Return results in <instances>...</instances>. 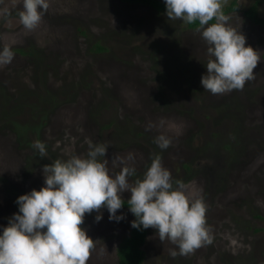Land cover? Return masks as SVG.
<instances>
[{
    "label": "rangeland",
    "instance_id": "374dc122",
    "mask_svg": "<svg viewBox=\"0 0 264 264\" xmlns=\"http://www.w3.org/2000/svg\"><path fill=\"white\" fill-rule=\"evenodd\" d=\"M253 1L236 0L239 11ZM47 2L40 25L28 31L19 18L23 0H0L9 12L0 15V50L14 53L0 66V233L19 211L17 198L45 186L44 165L87 158L90 144H103L111 175L124 160L135 168L134 184L159 157L173 186L183 182L207 206L210 243L173 258L176 246L148 228L143 264H264V28L227 14L260 62L243 90L214 95L200 83L214 59L202 29L117 0ZM258 15L264 18V0ZM94 42L107 51L92 53ZM159 135L170 139L167 149L154 142ZM100 214L98 222L97 213L86 214L81 225L95 243L87 264H117L131 215L120 209L117 222L106 208Z\"/></svg>",
    "mask_w": 264,
    "mask_h": 264
},
{
    "label": "clouds",
    "instance_id": "9594fccd",
    "mask_svg": "<svg viewBox=\"0 0 264 264\" xmlns=\"http://www.w3.org/2000/svg\"><path fill=\"white\" fill-rule=\"evenodd\" d=\"M227 0H164L166 16L187 24L199 23L202 39L208 45L210 59L201 85L211 94L243 90L255 79L254 69L260 62L257 50L246 45L240 31L228 25L229 16L223 12ZM47 0H23L20 23L35 30L48 9ZM8 9L0 15H8ZM215 20V23H209ZM14 53L9 46L0 50V66L11 63ZM162 150L171 141L159 135L154 141ZM41 156L46 155L45 144H33ZM107 146L91 145L87 158L73 156L43 166L44 187L39 191L20 195L16 203L18 213L9 219L0 233V264H87L95 249L94 240L81 227L86 214L107 209L109 220L119 222L117 215L125 201L121 194L130 193L127 205L136 218L131 227L138 230L152 228L161 242L176 246L169 254L189 255L211 242L207 225V206L203 197L189 192L183 182L175 181L161 159L156 157L144 173L143 179L129 183L135 168L124 166L115 176L108 168ZM128 160L132 159L129 154Z\"/></svg>",
    "mask_w": 264,
    "mask_h": 264
},
{
    "label": "trees",
    "instance_id": "16d2710c",
    "mask_svg": "<svg viewBox=\"0 0 264 264\" xmlns=\"http://www.w3.org/2000/svg\"><path fill=\"white\" fill-rule=\"evenodd\" d=\"M117 1L126 5L147 6L157 13L166 12L165 4L161 0H117ZM260 4H261V0H254L247 8L239 11L236 0H229V3L225 7H223V12L225 15L229 13L239 12L241 14L242 19L245 22L253 26H259L264 28V18L258 15V6ZM209 23L210 24L215 23V20L210 21ZM185 24L187 29H191V30L198 29L200 27L198 21L194 22L193 24H187V23ZM79 33L82 35L85 34L83 30L79 31ZM16 51H19L21 55L25 54V52L22 50H16ZM90 51L94 54H102L105 51H107V49L100 42H94L90 46ZM261 58L264 61V52L261 54ZM127 200H124L125 204L121 209L129 211L132 222L136 218L130 212L129 207L127 205ZM146 235H147L146 229L141 228L140 230H138L136 228L131 227V223H130L127 234L122 235L119 238V242L116 246V250H115L116 263L143 264V261L145 259L143 246L146 241Z\"/></svg>",
    "mask_w": 264,
    "mask_h": 264
}]
</instances>
